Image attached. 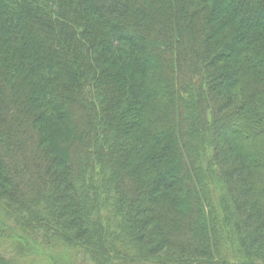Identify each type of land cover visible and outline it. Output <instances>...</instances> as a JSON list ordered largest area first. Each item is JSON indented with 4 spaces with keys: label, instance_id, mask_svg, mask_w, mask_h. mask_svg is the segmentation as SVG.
Here are the masks:
<instances>
[{
    "label": "trees",
    "instance_id": "1",
    "mask_svg": "<svg viewBox=\"0 0 264 264\" xmlns=\"http://www.w3.org/2000/svg\"><path fill=\"white\" fill-rule=\"evenodd\" d=\"M0 264H264V0H0Z\"/></svg>",
    "mask_w": 264,
    "mask_h": 264
},
{
    "label": "rangeland",
    "instance_id": "2",
    "mask_svg": "<svg viewBox=\"0 0 264 264\" xmlns=\"http://www.w3.org/2000/svg\"><path fill=\"white\" fill-rule=\"evenodd\" d=\"M54 130H56V128H54ZM52 134H53V137H54V135H55V137H56V134H55L54 132H53ZM178 170H179V169H177V170L174 172V174H176V173L178 172ZM40 261H41L42 263H43V261H45L44 263L47 262L44 258H42Z\"/></svg>",
    "mask_w": 264,
    "mask_h": 264
}]
</instances>
